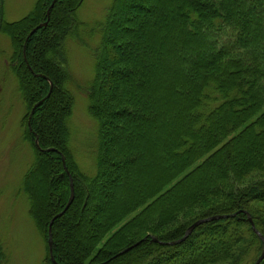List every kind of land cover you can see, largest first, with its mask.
Segmentation results:
<instances>
[{
    "label": "trees",
    "instance_id": "obj_1",
    "mask_svg": "<svg viewBox=\"0 0 264 264\" xmlns=\"http://www.w3.org/2000/svg\"><path fill=\"white\" fill-rule=\"evenodd\" d=\"M83 5L37 0L9 22L0 1L34 153L22 191L43 264H54L49 226L69 203L70 176L74 201L52 225L57 264H255L263 242L248 214L264 236V0H111L94 21L80 18ZM70 41L97 48L87 84L68 70ZM70 89L98 127L87 169L71 146Z\"/></svg>",
    "mask_w": 264,
    "mask_h": 264
},
{
    "label": "rangeland",
    "instance_id": "obj_2",
    "mask_svg": "<svg viewBox=\"0 0 264 264\" xmlns=\"http://www.w3.org/2000/svg\"><path fill=\"white\" fill-rule=\"evenodd\" d=\"M36 1L3 0L5 19L13 22L24 18L33 10ZM110 2L84 0L79 16L84 20L100 19ZM96 49L94 43L90 48L71 41L67 43L68 70L79 84H87L93 78ZM11 53L9 38L0 36V242L8 254V264H43L45 246L30 218L29 199L22 191L23 177L34 161V153L23 138L21 120L25 106L17 78L8 64ZM108 86L111 90V85ZM70 90L77 99L69 121L71 146L76 149L81 166L87 169L95 163L98 127L87 113L83 102L85 95L78 91L76 96L75 90ZM101 246L102 243L98 248Z\"/></svg>",
    "mask_w": 264,
    "mask_h": 264
},
{
    "label": "water",
    "instance_id": "obj_3",
    "mask_svg": "<svg viewBox=\"0 0 264 264\" xmlns=\"http://www.w3.org/2000/svg\"><path fill=\"white\" fill-rule=\"evenodd\" d=\"M53 7V6H52ZM50 14V10L48 11V15ZM48 25V22L44 23V24H41L38 26V28H41V27H47ZM37 28V29H38ZM36 31V29L31 33V34H34ZM50 95H48L49 97ZM47 97V98H48ZM43 101H41L39 104H37L36 106H39ZM34 112V109L32 110L31 112V116ZM31 119V118H30ZM29 126H30V120H29ZM30 130H31V127H30ZM36 146L37 148L40 149V146H39V143L38 141H36ZM49 151H55L54 149H50ZM62 160H63V163H64V167H65V171L67 173L68 172V169L66 167V160H65V157H62ZM70 185H71V196H70V199H69V203L66 207V209L64 210L63 213H61L59 216L55 217L51 223H50V226H49V239H48V247H49V253H50V256H51V260L54 264H57L55 258H54V255H53V235H52V225H53V222L55 219L57 218H60L67 210L68 208L71 206V204L73 203L74 201V198H75V190H74V182H73V179L72 177L70 176ZM236 214H231V215H218V216H214V217H210V218H206V219H201V220H198L196 221L194 224H192L186 231L184 237H182L181 239L177 240V241H172V242H168V243H163L164 245H170V246H173V245H177V244H181L183 243L184 241H186L189 236L193 233V231L195 230L196 227L202 225V224H205V223H208V222H211V221H214V220H220V219H226V218H232V217H235ZM248 220L249 222L252 224V227L254 229V231L256 232V234L259 236V238L261 239V241L263 242V250H262V253L260 255V257L257 259V261L255 262V264H261V262L264 260V236L255 228L254 226V223H253V220L251 218V216L248 214ZM153 240L155 242H158V239L157 238H153ZM138 246V245H137ZM134 247H131V248H128L124 251H122L119 255H123L127 252H129L131 249H133Z\"/></svg>",
    "mask_w": 264,
    "mask_h": 264
}]
</instances>
